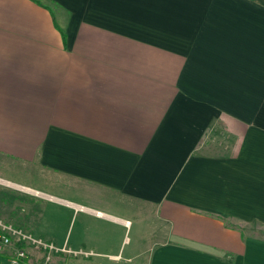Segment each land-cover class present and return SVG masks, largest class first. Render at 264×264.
I'll return each mask as SVG.
<instances>
[{
    "label": "crops",
    "instance_id": "1",
    "mask_svg": "<svg viewBox=\"0 0 264 264\" xmlns=\"http://www.w3.org/2000/svg\"><path fill=\"white\" fill-rule=\"evenodd\" d=\"M0 194L67 264H264V0H0Z\"/></svg>",
    "mask_w": 264,
    "mask_h": 264
},
{
    "label": "rangeland",
    "instance_id": "2",
    "mask_svg": "<svg viewBox=\"0 0 264 264\" xmlns=\"http://www.w3.org/2000/svg\"><path fill=\"white\" fill-rule=\"evenodd\" d=\"M8 178L12 180H16L18 182H30V180L26 179L25 175H7ZM10 176V177H9ZM33 186H37L36 188H40L41 190H46L50 193L57 194L60 196H64L67 198H71L70 194H64V191L55 190L54 188H47L46 186L38 185L37 183ZM24 196L19 194L15 195H7V194H0V222L3 224L11 225L16 229L22 230L23 233L31 234L33 237H38L40 239L45 240L49 239L54 245L59 244L56 242L57 240H62L65 236L69 237V242L72 238V230H73V222L74 217L72 212L67 209H63L54 204H49L47 202L42 201L41 203L38 200L33 199L34 201L40 203L43 207H41V212H44V217L40 220V224L37 216L39 210V206L32 204L25 201ZM46 209H43L45 208ZM129 220H134L133 218L129 217ZM76 224V223H75ZM76 226V225H75ZM247 230L250 229L254 231L257 236H260V232L264 228L262 226H246ZM120 236L122 238H126L130 241L133 240L134 235V227L131 230H121ZM263 238L264 236L261 235ZM43 237V238H42ZM125 243V242H124ZM125 245V244H123ZM13 247L2 248V253L0 252V264L2 261L6 262L5 254H9L14 251ZM27 253L30 255V263L31 264H38L43 258L44 253L36 250L32 247L25 246ZM67 248V247H66ZM127 246H124L126 249ZM51 260L54 264H67L70 263L71 255L72 254H61L60 252H52ZM63 255H65L63 257Z\"/></svg>",
    "mask_w": 264,
    "mask_h": 264
},
{
    "label": "built area",
    "instance_id": "3",
    "mask_svg": "<svg viewBox=\"0 0 264 264\" xmlns=\"http://www.w3.org/2000/svg\"><path fill=\"white\" fill-rule=\"evenodd\" d=\"M15 247L14 251L7 254L5 264H31L30 255L25 246L32 247L44 253L38 264H54L51 260L52 252L74 254L70 249L58 248L52 242L33 237L31 234L23 233L11 225L0 222V252L2 248Z\"/></svg>",
    "mask_w": 264,
    "mask_h": 264
}]
</instances>
